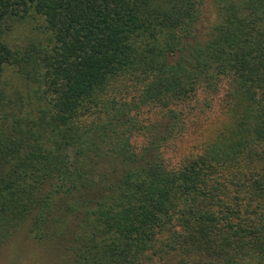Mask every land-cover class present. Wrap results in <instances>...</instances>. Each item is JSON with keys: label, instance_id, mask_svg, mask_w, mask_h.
<instances>
[{"label": "trees", "instance_id": "obj_1", "mask_svg": "<svg viewBox=\"0 0 264 264\" xmlns=\"http://www.w3.org/2000/svg\"><path fill=\"white\" fill-rule=\"evenodd\" d=\"M0 264H264V0H0Z\"/></svg>", "mask_w": 264, "mask_h": 264}, {"label": "rangeland", "instance_id": "obj_2", "mask_svg": "<svg viewBox=\"0 0 264 264\" xmlns=\"http://www.w3.org/2000/svg\"><path fill=\"white\" fill-rule=\"evenodd\" d=\"M9 70H10V69H8V70H7V73H6V74H8V75H10V73H11ZM11 86H12V85H11ZM11 86H6V87H8V89H11Z\"/></svg>", "mask_w": 264, "mask_h": 264}]
</instances>
